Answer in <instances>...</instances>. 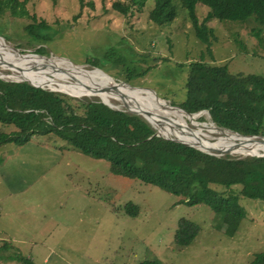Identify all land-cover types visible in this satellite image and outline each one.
Returning a JSON list of instances; mask_svg holds the SVG:
<instances>
[{
  "label": "rangeland",
  "instance_id": "obj_1",
  "mask_svg": "<svg viewBox=\"0 0 264 264\" xmlns=\"http://www.w3.org/2000/svg\"><path fill=\"white\" fill-rule=\"evenodd\" d=\"M139 1L29 0L25 7L35 19L16 17L9 9H3L0 41L11 50L1 48L0 58H6L16 48L22 54L64 59L85 69L90 81L99 80L95 72H100L104 80L121 86L152 90L169 104L168 112L167 108L159 109L161 114L178 119L192 130L202 129L206 136L198 135L201 142H216L224 133H209L203 128L217 127L208 111L189 116L178 106L186 97L190 64L203 58L210 65H226L231 74L264 76V33L261 46L251 35L250 27L238 28L241 24L237 22L211 19L207 25L213 28L217 39L208 53L206 45L195 36L180 0L172 1L175 19L162 25L149 19L154 1L146 0L143 6ZM115 2L129 6L128 12L121 14L114 9ZM208 11L205 5H196L199 21ZM41 21L48 25L41 28L47 36L35 39L26 27ZM236 35L244 47H238ZM39 47L45 54L34 52ZM0 72V78L18 79L8 68L0 67ZM36 73L54 76L42 69ZM33 83L50 86L43 87L50 90L57 87L51 82ZM53 91L101 101L100 96L93 94ZM140 96H144L141 102L145 105L155 104L143 93ZM107 103L118 110L124 108L119 97ZM130 110L151 125L154 135L173 138L165 136L145 115ZM14 129L0 123V131L10 133ZM201 151L239 158L264 156L262 149L253 154ZM196 187L192 190L194 195L199 192ZM216 189L222 190L219 186ZM183 199L154 184L114 175L109 161L82 153L52 133H35L22 145L3 143L0 264H23L28 260L33 264H264L259 258V263L256 260L257 255L264 253V203L242 199L246 217L230 235L225 232V224H218L221 215L203 203L187 204ZM181 219L194 222L199 228L187 246L175 242Z\"/></svg>",
  "mask_w": 264,
  "mask_h": 264
},
{
  "label": "trees",
  "instance_id": "obj_2",
  "mask_svg": "<svg viewBox=\"0 0 264 264\" xmlns=\"http://www.w3.org/2000/svg\"><path fill=\"white\" fill-rule=\"evenodd\" d=\"M29 0H0V13L9 9L16 17L35 19L28 15ZM138 0H134L136 2ZM149 12L153 23L162 25L176 17L173 0H153ZM187 10L195 36L210 46L217 39L211 19L234 21L250 27V32L262 46L264 33V0H180ZM146 0H140L143 6ZM209 8L199 21L196 5ZM113 8L126 14L129 6L119 2ZM253 18V19H250ZM48 25L29 24L26 28L35 39L46 37L41 31ZM234 27V26H233ZM238 47L245 46L239 35ZM45 54L42 47L35 49ZM204 57V53H203ZM185 100L180 106L194 114L208 111L210 120L220 128L241 135L264 136V76L231 74L226 65H210L203 58L192 62L185 81ZM263 116V117H262ZM0 123L14 126V131H0V145L13 141L26 143L35 133H52L68 142L72 148L110 163L114 175L139 179L182 196L187 204L203 203L221 215L219 226L232 235L246 217L242 199L264 203V156L245 158L217 156L185 145L176 140L154 135V129L141 116L113 109L98 98H79L26 81L0 78ZM197 185L198 194H192ZM221 187V191L217 190ZM135 209V207H133ZM136 212V211H135ZM191 221L181 219L176 230L178 246L190 244L198 231ZM262 263L264 253L257 255ZM19 259H23L19 256ZM24 261L23 264H33ZM139 264H158L143 261Z\"/></svg>",
  "mask_w": 264,
  "mask_h": 264
},
{
  "label": "bare ground",
  "instance_id": "obj_3",
  "mask_svg": "<svg viewBox=\"0 0 264 264\" xmlns=\"http://www.w3.org/2000/svg\"><path fill=\"white\" fill-rule=\"evenodd\" d=\"M0 44V49L9 48L11 50V48L2 41H0ZM5 56L6 58H0V67L11 70L13 72L12 76L15 78H26L27 80L38 81L40 83L51 82L54 83L59 88V90L65 91L67 93L73 95L96 94L103 98V100L106 102L107 100L110 101V99L118 97L120 100L121 98H124L128 104L126 108L130 107L132 110H136V112L143 111V109L147 110L148 115L145 117L150 119V121L154 123L155 126L162 129L166 135L163 133L161 134L165 136L173 137L179 141L194 144L207 151H212L213 148L221 147L227 151L237 150L244 153L250 151L252 154L257 153L258 149H262L264 152V143L258 142L257 138L246 139L238 134H233L226 130H220L217 127L211 126H203V128H206L209 133L212 131H217L223 132L224 134L217 138L216 142H201L198 139V135L203 137L206 136L203 133L204 131L202 129L192 130L187 124H184L178 119H173L171 116L161 114L162 112H159L160 108H167L166 111L168 112L170 107L164 100L157 98L150 90L139 89L135 87L129 88L116 84L115 82H110L106 79L104 80L100 72H95V75L99 80L90 81L85 73V69L77 67L69 62H65L64 59L41 58L31 54L21 55L20 53L17 54L15 51L14 53H7ZM40 69L53 74L54 76L52 77L54 78L51 76H41L36 73V71ZM24 75H27V77ZM142 93L147 97L148 100L154 101L153 103L155 104L145 105L143 102H141L144 97L140 96Z\"/></svg>",
  "mask_w": 264,
  "mask_h": 264
},
{
  "label": "water",
  "instance_id": "obj_4",
  "mask_svg": "<svg viewBox=\"0 0 264 264\" xmlns=\"http://www.w3.org/2000/svg\"><path fill=\"white\" fill-rule=\"evenodd\" d=\"M14 51L15 52H17V53H20L21 55H28V54H22L21 52H19V50L18 49H16V48H14ZM16 81H26V82H28V83H30L31 85H33L34 87H50V86H47V85H39V84H34L33 82H31V81H29V80H27V79H21V78H19V79H17ZM116 84H120V83H118V82H115ZM53 89H56V90H59L57 87H53ZM52 88H51V90H53ZM60 91H62V90H60ZM150 91H152V90H150ZM154 94V93H153ZM93 95H96V94H93ZM155 95V94H154ZM98 96V95H97ZM156 96V95H155ZM122 97V96H121ZM100 99H101V102H103L104 104H106L107 106H109V107H111V108H113V109H115L114 108V106L113 105H110L109 103H107L106 101H104L101 97H99ZM158 98V97H157ZM121 101H122V106L124 107L122 110H124V111H127V112H130L131 110L129 109V108H126L127 106H128V104L126 103V101H125V99L124 98H121ZM167 105H169V104H167ZM173 107H176V106H173ZM176 108H179V107H176ZM117 109V108H116ZM120 109V108H119ZM134 110V109H133ZM134 111H136V110H134ZM184 111V110H183ZM138 112V111H137ZM142 115H148V111L147 110H145V109H143V111H139ZM185 112V111H184ZM131 113V112H130ZM186 114H189V115H191L190 113H187V112H185ZM132 114H133V112H132ZM137 115V114H136ZM218 129H220V130H225V129H222V128H218ZM238 134V133H237ZM238 135H240V134H238ZM240 136H242L243 138H246V139H254V138H257L258 139V142H260V143H264V136H262V135H248V136H244V135H240ZM169 139H171V140H176V139H174V138H169ZM177 141H179V140H177ZM181 143H183V144H185V145H188V146H191V147H194V148H198V149H201V150H204V149H202V148H200V147H198V146H196V145H189L188 143H184V142H181ZM204 151H207V150H204ZM212 151H216V152H220V153H232V152H228L226 149L225 150H223V151H220V150H217V149H212ZM230 151V150H229Z\"/></svg>",
  "mask_w": 264,
  "mask_h": 264
},
{
  "label": "clouds",
  "instance_id": "obj_5",
  "mask_svg": "<svg viewBox=\"0 0 264 264\" xmlns=\"http://www.w3.org/2000/svg\"><path fill=\"white\" fill-rule=\"evenodd\" d=\"M32 55V54H31ZM14 81H16V80H14Z\"/></svg>",
  "mask_w": 264,
  "mask_h": 264
},
{
  "label": "built area",
  "instance_id": "obj_6",
  "mask_svg": "<svg viewBox=\"0 0 264 264\" xmlns=\"http://www.w3.org/2000/svg\"><path fill=\"white\" fill-rule=\"evenodd\" d=\"M190 116V115H189Z\"/></svg>",
  "mask_w": 264,
  "mask_h": 264
}]
</instances>
